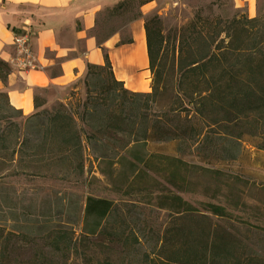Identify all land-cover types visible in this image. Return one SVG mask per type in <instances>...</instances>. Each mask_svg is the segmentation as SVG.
Wrapping results in <instances>:
<instances>
[{"label": "trees", "instance_id": "obj_1", "mask_svg": "<svg viewBox=\"0 0 264 264\" xmlns=\"http://www.w3.org/2000/svg\"><path fill=\"white\" fill-rule=\"evenodd\" d=\"M145 4L146 0H124L100 16L111 21L137 9L130 23L142 17L139 10ZM145 20L149 93L126 90L105 49L104 65H88L87 97L75 112L60 105L54 112L29 116L23 126L15 121L22 112L0 91L1 181L20 176L59 179L73 172L83 177L92 158L115 187L123 191L126 186L132 195L147 193L149 203L169 213L175 225L199 215V208L180 195L193 191L192 180L221 184L226 175L215 167L239 160L246 138L264 151V6L252 19L246 13L233 18L197 14L173 32L172 49L162 19L153 15ZM111 36L102 41L97 36L99 46ZM133 43L129 38L117 46ZM11 73L0 58V82L6 85ZM35 106L38 110L42 106L38 98ZM153 143L172 152L151 153L148 145ZM221 191L217 187V193ZM3 195L0 221L6 223L13 213L7 206L9 196ZM84 206V210L57 208L58 215L68 210L66 225L55 227L49 211L43 222L19 227L18 235L0 222V264L19 263L14 256L19 243L30 247L26 264H68L71 257H87L75 243L74 230L68 229L81 223L82 240L95 238L101 248H120L132 264L140 263L143 238L131 228L138 220L131 221L119 205L106 199L89 197ZM200 206L216 219L234 217L222 205ZM166 232L159 241L145 240L154 244L156 255L147 256L149 264H241L225 237L210 238L209 232L192 228Z\"/></svg>", "mask_w": 264, "mask_h": 264}, {"label": "rangeland", "instance_id": "obj_2", "mask_svg": "<svg viewBox=\"0 0 264 264\" xmlns=\"http://www.w3.org/2000/svg\"><path fill=\"white\" fill-rule=\"evenodd\" d=\"M160 5L157 14L154 15H158L162 19L163 33L169 40L170 49L173 48V32L195 19L197 14H202L205 17L233 18L238 13H244V11L235 9L232 0H168L167 4ZM262 7L263 3L259 5V9ZM137 12L135 9L133 13L125 15L124 18H114L111 21L104 20L103 15L100 17L101 22L94 35L102 41L111 36L113 32H121L123 40L126 41L130 38L127 22ZM147 76L150 88L152 76L150 73ZM70 93L69 101L63 103L56 97L57 91L47 92L53 99L52 109L43 110L54 112L60 105H64L70 111L75 112L87 97L85 81L74 85ZM43 103L45 100L41 101V104ZM27 118L29 117L19 115L15 121L24 126ZM86 130L90 132L88 128ZM242 144L243 153L239 160L219 164L215 167L226 175L221 184H210L204 178L194 179L191 186L193 191L180 194L186 202L199 208V215L188 222H178L174 225L169 213L158 210L154 204L149 203L147 193L132 195V190H128L126 186L122 188L123 191L119 190L118 186L115 187L107 177L101 175L98 164L94 163L92 158L88 162L83 177L73 172L65 174V178L59 179L20 176L0 180V199L4 196L3 194L9 196L7 206L13 213L6 223L0 222L8 231L18 235L19 227L27 222H43L45 220L43 216L52 211L54 214L53 225L59 227L68 223V210L64 214L58 215L56 211L58 207L84 210L87 199L94 197L114 202L121 207L124 215L128 216L131 221L134 218L138 220L137 224L131 225V228L143 238L139 259L141 262L133 264H143V256L146 257V264H149L147 256L153 253L154 244L146 242L147 238L159 241L167 233L166 231H175L180 228H192L198 232L206 231V233H210V238L212 234H216L217 239L225 237L226 240L233 243L234 255L241 264H247V262L264 264V151L256 148V143L247 138L243 140ZM148 147V151L151 153L170 154L172 152L171 148L168 149L167 146L160 143L149 144ZM186 160L193 162L191 158H186ZM202 166L205 165L202 164ZM205 167L210 168L208 165ZM216 186L222 189L221 194L217 193ZM202 202L222 205L234 217L230 220L216 219L201 208ZM75 220L76 218H73V221ZM68 229L74 230L75 243L78 242L82 254H87V257L84 255L71 257L68 264H103L105 260L110 259L115 264H132L125 256L123 257L120 248L113 246L111 249L101 248V241L95 240V238L82 240V223L74 227L70 225ZM210 238L208 240L211 242L213 238ZM29 249L30 247L22 243L14 247V256L19 262L18 264H26L25 262L29 260L32 254ZM102 250L107 251V254L104 255ZM155 257L154 254L150 255L151 259H155ZM156 264L164 263L157 261Z\"/></svg>", "mask_w": 264, "mask_h": 264}, {"label": "crops", "instance_id": "obj_3", "mask_svg": "<svg viewBox=\"0 0 264 264\" xmlns=\"http://www.w3.org/2000/svg\"><path fill=\"white\" fill-rule=\"evenodd\" d=\"M146 1L139 10L142 17L128 23L133 44L117 46L123 35L116 32L100 47L94 35L97 20L101 13L124 0H0V58L12 68L8 83L0 82V91L5 92L10 105L26 117L43 109L51 110L53 99L47 92L57 91L58 100L68 102L74 85L84 83L88 65H104L105 49L113 63L115 77L124 83L125 89L149 93V86L148 89L131 87L132 80L147 79L150 73L145 19L157 14L160 4H167L168 0ZM261 1L264 6V0ZM232 2L237 11H244L251 19L257 17L259 0ZM26 31L33 38L39 69L21 72L11 66L10 61L16 55L14 35ZM136 49L141 50L137 60L128 55ZM37 98L40 104L45 100L39 110L35 106Z\"/></svg>", "mask_w": 264, "mask_h": 264}, {"label": "built area", "instance_id": "obj_4", "mask_svg": "<svg viewBox=\"0 0 264 264\" xmlns=\"http://www.w3.org/2000/svg\"><path fill=\"white\" fill-rule=\"evenodd\" d=\"M14 38L16 55L10 61L11 66L16 67L21 72L39 69L31 34L27 31L24 33H16Z\"/></svg>", "mask_w": 264, "mask_h": 264}, {"label": "bare ground", "instance_id": "obj_5", "mask_svg": "<svg viewBox=\"0 0 264 264\" xmlns=\"http://www.w3.org/2000/svg\"><path fill=\"white\" fill-rule=\"evenodd\" d=\"M140 53H141V50L140 49H136V50L129 51L128 55H130V57L132 59H136L137 60V57H138V55ZM124 68L126 69L127 66L124 67ZM130 68H132V65H130ZM148 86H149V82L147 81L146 77H142L140 80H136V79L132 80L131 87H133V88H142V87L144 88L145 87V89H148Z\"/></svg>", "mask_w": 264, "mask_h": 264}]
</instances>
